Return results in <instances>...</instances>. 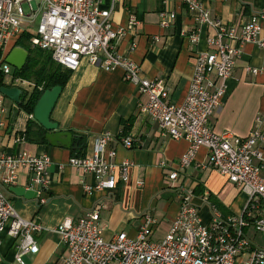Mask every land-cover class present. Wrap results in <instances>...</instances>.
I'll return each instance as SVG.
<instances>
[{"label":"built area","instance_id":"1","mask_svg":"<svg viewBox=\"0 0 264 264\" xmlns=\"http://www.w3.org/2000/svg\"><path fill=\"white\" fill-rule=\"evenodd\" d=\"M119 1L0 0V41L18 34L22 22L33 23L38 17L31 45L50 51L54 62L72 72L82 60L105 70L121 67L123 79L134 84L138 94L146 98L139 105L140 113L157 122L163 136L183 138L189 143L176 167L168 173V180H175L178 172L191 164L196 150L205 146L208 156L204 165L219 171L248 196V201L239 215L224 216L212 208L209 222L203 223L192 189L180 187L178 212L160 240H152L155 220L148 215L135 236L119 231L104 239L103 227L99 225L102 205L96 204L84 215L66 218L57 226L67 248L59 264H264V248L252 245L245 234L247 228L264 233V178L260 175L264 163V112L256 116L252 130L245 137L228 131L215 133L210 122L221 105L226 82L242 46L246 43L264 46L261 36L264 6L239 24H226L211 17L199 0H183L195 23L212 28L213 34L207 38V49L195 55L186 97L176 104L169 101V89L162 79L142 76L135 61L119 54L116 43L124 30L114 28L111 20ZM175 17V12L161 11L159 25L168 27ZM135 23V18L130 16L127 28ZM188 38L196 43L199 30L191 29ZM248 69L254 74L258 72L256 68ZM0 70L4 86L26 83L14 76L12 66L3 60ZM4 98L0 93V125L5 113ZM110 137L108 133L100 134L90 152L69 158L72 166L93 176V184L83 185L87 194L113 188L118 181H128L132 163L127 159L119 164L113 161L114 151L106 147ZM132 140L127 135L120 138V143L131 148ZM49 163L46 153L0 154V244L3 233L16 239L14 258L18 264H24L25 255L38 251L35 234L42 231V225L17 214L8 197V188L15 184L19 169L27 168L28 188L36 192L39 204L44 203Z\"/></svg>","mask_w":264,"mask_h":264},{"label":"crops","instance_id":"2","mask_svg":"<svg viewBox=\"0 0 264 264\" xmlns=\"http://www.w3.org/2000/svg\"><path fill=\"white\" fill-rule=\"evenodd\" d=\"M110 0H104L105 3ZM183 0H121L115 4L111 15L114 28H123L116 47L120 55L135 61L140 74L149 79H162L169 89V101L181 104L187 94L195 59L207 49V38L213 29L195 23ZM211 17L226 24H239L253 13L259 12L264 0H199ZM161 11L175 12L174 21L165 28L159 25ZM130 16L136 23L127 28ZM32 23L22 22L18 34L0 41V60L16 45L22 33L33 34ZM261 36L264 37V19L261 21ZM188 31L184 33V29ZM199 30V40L192 43L188 34ZM5 62V61H4ZM248 68H256L252 73ZM51 112V119L62 130L86 136L85 153L93 148L96 137L110 134L107 149L114 151L113 161L119 164L127 159L129 168L127 182L118 181L113 188L87 194L84 184H93L94 178L82 169L69 163V149L46 143H34L23 137L30 114L18 104L4 98L5 113L0 125V154H16L26 151L33 155L46 153L50 163L47 167L48 184L42 204L35 198H25L8 191V197L17 214L33 219L42 225L35 234L38 251L24 256V264H59L67 254L57 226L66 218L76 219L101 204L99 225L102 236L110 238L119 231L135 236L144 216H151L155 225L151 237L160 240L167 233L171 220L178 212L180 197L178 189L191 188L193 201L199 209L203 223L209 222L211 209L222 215L240 214L248 201L241 192L219 171L205 166L208 150L201 146L196 150L191 164L178 172L170 181L168 173L174 169L179 158L186 152L189 143L161 134L157 122L151 121L139 111L145 101L137 87L123 79L121 67L105 70L82 60L71 72ZM219 108L210 117L215 133L232 132L245 137L253 128L256 116L264 112V46L246 43L235 62L233 73L226 82ZM132 119L128 136L133 138V147L120 143V121ZM264 156V149H263ZM259 163V160H256ZM264 178V163L260 170ZM140 182L138 184L137 182ZM27 168H20L13 186L28 188ZM252 228L245 229L252 245L264 248ZM16 239L2 234L0 264H18L14 258Z\"/></svg>","mask_w":264,"mask_h":264},{"label":"trees","instance_id":"3","mask_svg":"<svg viewBox=\"0 0 264 264\" xmlns=\"http://www.w3.org/2000/svg\"><path fill=\"white\" fill-rule=\"evenodd\" d=\"M33 34L22 33L19 35L16 45H20L28 50L27 60L22 69L17 70L12 67L13 75L20 77L30 84L29 90L22 89L23 92L20 96L21 102L18 106L25 110L27 113L32 114L35 101L42 93L44 89L51 88L54 85L64 87L72 70L64 68L60 64L53 61L51 53L48 50L40 49L36 46H32L30 39ZM4 86L3 74L0 70V87ZM132 119L121 120V130L118 134V138L127 136L131 128ZM23 137L36 143H46L45 129L31 118L29 123L23 132ZM86 136L73 134L72 146L69 148L71 156L81 157L85 154L86 148ZM132 140V147H133Z\"/></svg>","mask_w":264,"mask_h":264},{"label":"water","instance_id":"4","mask_svg":"<svg viewBox=\"0 0 264 264\" xmlns=\"http://www.w3.org/2000/svg\"><path fill=\"white\" fill-rule=\"evenodd\" d=\"M28 56V50L20 45H14L6 54L4 61L13 68L20 70L23 68ZM62 86L54 85L51 88L44 89L37 101L32 112V118L45 129V140L49 145L59 146L66 149L71 148L73 134L70 130H62L58 123L51 119V112L62 92ZM23 90L19 86H1L0 93L10 101L19 104ZM10 192L25 198H35L36 192L33 189L23 186H10Z\"/></svg>","mask_w":264,"mask_h":264},{"label":"rangeland","instance_id":"5","mask_svg":"<svg viewBox=\"0 0 264 264\" xmlns=\"http://www.w3.org/2000/svg\"><path fill=\"white\" fill-rule=\"evenodd\" d=\"M25 9H26V6H24ZM38 17L36 18V21H37ZM36 21H34L32 24H31V27L30 28H36ZM19 87H21L22 89H27L29 90L31 88L30 84L29 83H18ZM257 237V240L260 244L264 245V233H258L256 235ZM156 236H153L152 240H156Z\"/></svg>","mask_w":264,"mask_h":264}]
</instances>
